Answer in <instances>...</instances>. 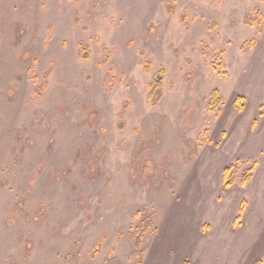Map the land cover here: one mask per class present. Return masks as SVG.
Listing matches in <instances>:
<instances>
[{
  "label": "rangeland",
  "instance_id": "rangeland-1",
  "mask_svg": "<svg viewBox=\"0 0 264 264\" xmlns=\"http://www.w3.org/2000/svg\"><path fill=\"white\" fill-rule=\"evenodd\" d=\"M260 19L264 0H0V264H264Z\"/></svg>",
  "mask_w": 264,
  "mask_h": 264
},
{
  "label": "trees",
  "instance_id": "trees-1",
  "mask_svg": "<svg viewBox=\"0 0 264 264\" xmlns=\"http://www.w3.org/2000/svg\"><path fill=\"white\" fill-rule=\"evenodd\" d=\"M263 28H264V21L262 19H260V21L257 24V31L260 33V32H262ZM252 45H253V41H252V43H245V44H243L242 45V48L247 49V48L251 47ZM83 55H84L83 56L84 58L87 57L86 52ZM163 76H164V71L160 69L159 70V76L155 80H153L152 82H150L149 86H150L151 89H150V91L148 93V99H149V101L152 99V95L154 94V92L156 90H161ZM221 102H222V99L219 97L217 91H213L210 94V102L208 104V110L209 111H213ZM227 172H228V168H225L224 169V173H223V178L224 179L226 178ZM227 184H228V182L226 181L225 182V186H227ZM95 249L96 250L99 249V243H97ZM140 259L141 258L139 257V261L138 262H140Z\"/></svg>",
  "mask_w": 264,
  "mask_h": 264
}]
</instances>
